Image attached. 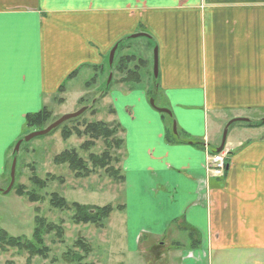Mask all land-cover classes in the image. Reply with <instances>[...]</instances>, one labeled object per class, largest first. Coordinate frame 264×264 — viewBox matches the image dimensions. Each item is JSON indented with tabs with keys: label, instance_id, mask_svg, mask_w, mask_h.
<instances>
[{
	"label": "crops",
	"instance_id": "crops-1",
	"mask_svg": "<svg viewBox=\"0 0 264 264\" xmlns=\"http://www.w3.org/2000/svg\"><path fill=\"white\" fill-rule=\"evenodd\" d=\"M114 47L111 65L144 61L139 81L115 72L118 84H142L170 112L148 107L144 90L127 120L113 109L124 126L127 240L169 264H264V0H0V179L26 116L85 69H99L97 85ZM233 119L253 123L228 127L227 166L214 176L206 161ZM171 231L188 244H167Z\"/></svg>",
	"mask_w": 264,
	"mask_h": 264
},
{
	"label": "rangeland",
	"instance_id": "rangeland-1",
	"mask_svg": "<svg viewBox=\"0 0 264 264\" xmlns=\"http://www.w3.org/2000/svg\"><path fill=\"white\" fill-rule=\"evenodd\" d=\"M139 50L137 48L134 52L140 54ZM116 62L117 56L113 65H111L108 54L103 62L105 75L97 85L90 89L84 88V83L93 76L92 70L85 69L78 78L69 83L66 93L58 95L56 101L48 103V109L52 114L51 123L62 116L86 108V111L77 117L79 119L76 122L63 123L64 125H60L52 132L35 137L27 142L24 141L27 135L44 130L51 123L41 130L24 127L23 134L13 144L8 153L3 179H0V230L13 238L20 237L31 240L35 227L34 221L37 217L46 224H53L62 228L61 236H57L54 231L49 234L42 233V246L48 249L47 258L34 256L29 260V264H67L64 259L66 255L73 264H77L76 256L82 257L80 264H169V259L159 260L157 256L155 257L151 253V249L147 248V245L142 244L143 246L135 248L132 239L129 237L127 240L126 214H124V211L114 210L104 220L103 228L97 229L92 225L74 224L71 220L72 209L60 211L52 208L49 204L50 194L56 193L65 199L68 204L90 207L109 205L114 209L117 206L125 207L126 205L123 183H113L99 170L88 178L75 179L67 165L53 163V159L66 150H76L83 159L87 158L88 155L79 149L86 139L75 136L67 140L62 139L61 130L64 126L71 128L82 126L85 122L101 121L111 123L114 121L122 127L123 124L117 119L116 115L108 114V110L112 108L117 112H124V114H121L123 115L122 121L127 120L126 116L129 115L125 113L126 107L129 108L132 103L139 101L143 90L146 91L143 95L146 105L156 112L155 108H158V102L155 101L154 92L149 91L147 93V89L142 84H118L117 78L119 75L115 73ZM111 72H113V77L110 81ZM150 73L152 76L153 64ZM102 92H105V96L99 98ZM80 98H84V100L80 102ZM59 99H64V102L62 100V104L59 103ZM95 100L96 102H94ZM92 104H94L93 108L96 110L94 116L87 112L88 106ZM171 132L174 134L172 126ZM222 133L223 129L217 136V143L219 144L221 143ZM118 137L123 140L124 132L119 133ZM18 142L21 143L17 152H15L14 149ZM102 150V143L97 142L90 152L100 154ZM13 154H15L14 158ZM118 154L121 160L116 168L120 169L122 175V163H124L126 156L125 147H122ZM13 159L16 160L14 185L8 193H4L3 191L6 190L10 182L9 171ZM33 174L41 180H44L46 175H53L56 179L61 178L63 182L60 183L55 179V181H49L45 188L39 189L30 181ZM18 187H23L25 192L34 193L39 201L31 203L27 197H18L15 193ZM170 234L167 237V244L175 240L185 245L188 244L186 232L175 233L171 231ZM76 244L85 246L89 249V252L85 253ZM28 258L26 252H19L14 249H9L6 252L0 251V264H26ZM173 263L177 264L178 261L174 260Z\"/></svg>",
	"mask_w": 264,
	"mask_h": 264
},
{
	"label": "trees",
	"instance_id": "trees-1",
	"mask_svg": "<svg viewBox=\"0 0 264 264\" xmlns=\"http://www.w3.org/2000/svg\"><path fill=\"white\" fill-rule=\"evenodd\" d=\"M119 44H121V42ZM131 65H134L135 69L130 68ZM143 66L144 61L137 59L135 56H122L118 60L115 70L118 74L123 75L122 81L132 82L139 81L138 71ZM92 70L94 75L88 82H86V87L88 88L95 84L99 71L97 67H93ZM76 74L77 70L72 72L68 76V79H73ZM132 77H135L136 80H133ZM62 90L63 88L61 87L59 92H62ZM104 96L105 92H102L99 98H103ZM83 100L84 98H80L79 101L82 102ZM58 101L61 102L62 100L59 99ZM94 102H96V100ZM93 107L94 104L88 106L87 108V112H89L91 116L96 114V110ZM108 114L114 115V110L110 108L108 110ZM51 115L52 114L47 107H44L37 113L27 115L25 118V128L41 130L52 122ZM77 119L79 118L65 123H73L76 122ZM246 123L248 126H252L253 122L248 121ZM257 124L263 125L264 123L259 121ZM122 131L121 126L114 121L111 123H104L101 121L85 122L82 126L80 125L71 128L64 126L61 130L62 139L67 140L72 136L86 139L81 144L79 149L88 155L87 158L83 159L79 156L76 150H66L58 154L53 159V163L56 165H67L68 169L73 173L75 179L88 178L99 170L111 179L113 183L121 184L123 183L124 178L120 173V169L116 167L121 160L118 152L123 147V140H121L118 135L119 133H122ZM97 142L102 143L103 150L100 154L91 153L90 150L95 147ZM211 153L215 154L216 152L212 150ZM14 157L15 154H13V158ZM55 179L56 178L53 175H46L45 179L41 180L33 174L30 181L34 186H37L39 189H43L49 181H55ZM56 180L60 183L63 182L61 178H57ZM15 193L18 197H27L28 201L31 203L39 201L38 197L34 193L25 192L23 187H18ZM49 204L52 208L60 211L72 209L73 215L71 220L74 224L92 225L97 229L103 228L104 220H106L114 210H123V206H117L114 209L109 205L103 207H90L78 204H68L65 199L56 193L50 194ZM34 225L35 227L31 235V240H26L20 237L13 238L8 236L6 232L0 230V251L6 252L9 249H14L19 252H26L29 257L26 264H29V260L34 256L46 259L48 249L42 246V233L49 234L54 231L57 236H61L62 228L57 225L46 224L38 217L35 218ZM76 246L84 250L85 253L89 252V249L81 244H76ZM64 259L67 264H73L67 255L64 256ZM76 259L77 264H80L82 257L76 256Z\"/></svg>",
	"mask_w": 264,
	"mask_h": 264
},
{
	"label": "water",
	"instance_id": "water-1",
	"mask_svg": "<svg viewBox=\"0 0 264 264\" xmlns=\"http://www.w3.org/2000/svg\"><path fill=\"white\" fill-rule=\"evenodd\" d=\"M138 37H142V35H133L132 38H138ZM115 49L116 47H114L110 53H109V63L111 64L112 61H113V57H114V53H115ZM153 73H154V76L156 77V74H157V56H156V50L154 51V57H153ZM110 79V78H109ZM155 110L157 112H161V113H165L167 115H170V112L166 109H158V108H155ZM86 111V108H82L80 109L79 111L73 113V114H70V115H65V116H62L61 118L57 119L56 121H54L53 123H51L47 128H45L44 130H41V131H37V132H33L29 135H27L25 138H24V141L27 142L35 137H38V136H43V135H46L48 134L49 132H51L52 130L56 129L57 127H59L60 125H62L63 123L67 122L68 120H71V119H74V118H77L78 116H80L83 112ZM236 122H248V120L246 119H233L231 121H229L224 130H223V133H222V138H221V143H220V146L219 148H217L216 152L219 153L223 147H224V144H225V140H226V135H227V129L228 127L232 124V123H236ZM262 123H264V119L261 120ZM172 127H173V132L175 133L176 132V124L175 122H173L172 124ZM21 142H18L15 146V152H17L18 150V147L20 145ZM15 165H16V160L13 159L12 163H11V167H10V172H9V178H10V182H9V185L8 187L6 188L5 191H3L4 193H8L13 184H14V178H15Z\"/></svg>",
	"mask_w": 264,
	"mask_h": 264
},
{
	"label": "built area",
	"instance_id": "built-area-1",
	"mask_svg": "<svg viewBox=\"0 0 264 264\" xmlns=\"http://www.w3.org/2000/svg\"><path fill=\"white\" fill-rule=\"evenodd\" d=\"M225 159L224 153L209 155L206 161V170L214 176H220L225 168Z\"/></svg>",
	"mask_w": 264,
	"mask_h": 264
},
{
	"label": "flooded vegetation",
	"instance_id": "flooded-vegetation-1",
	"mask_svg": "<svg viewBox=\"0 0 264 264\" xmlns=\"http://www.w3.org/2000/svg\"><path fill=\"white\" fill-rule=\"evenodd\" d=\"M151 253H152L154 256H160L157 250H153V251H151Z\"/></svg>",
	"mask_w": 264,
	"mask_h": 264
}]
</instances>
